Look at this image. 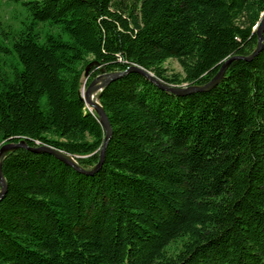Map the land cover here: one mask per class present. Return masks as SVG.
I'll return each instance as SVG.
<instances>
[{
    "label": "trees",
    "instance_id": "trees-1",
    "mask_svg": "<svg viewBox=\"0 0 264 264\" xmlns=\"http://www.w3.org/2000/svg\"><path fill=\"white\" fill-rule=\"evenodd\" d=\"M264 0H0V264H264ZM175 59L180 71L165 63ZM2 189L0 183V190Z\"/></svg>",
    "mask_w": 264,
    "mask_h": 264
},
{
    "label": "water",
    "instance_id": "water-1",
    "mask_svg": "<svg viewBox=\"0 0 264 264\" xmlns=\"http://www.w3.org/2000/svg\"><path fill=\"white\" fill-rule=\"evenodd\" d=\"M256 27H257V33L259 35V44H258L257 48L255 49V51L249 57H252L262 47V43H263L262 31L264 28V13H263L262 19L260 20V22L257 24ZM231 59L232 58H230L226 62H224V64L222 65V67L219 70V72L217 73V75L211 81H209L207 84H204V85H179V86L170 85V84L164 82L163 80L159 79L150 70L145 69L144 67L139 66V65H135V64L129 66L127 69H125L123 71H118L115 73L98 76L87 86L85 93H83L85 101L87 102V104L89 106L93 107L97 111V113L100 117V120H101V122H102V124L106 130V137H105L103 146H102L101 151H100V160L97 162V164H95L92 167H84L81 164H79V162L76 160L75 156H73L71 154H66L63 151L58 150V149L51 147V146L41 145L39 147H30L23 140L20 142H6L3 145H1V147H0V183L2 186V189L0 190V198H1V196L4 193V190L6 188V180H5L3 173H2V170H1L2 161L8 152L13 151L14 149H16L18 147H28L32 150L43 149V150L49 151L50 153L54 154L56 157L62 159L66 163L74 166L77 170L82 171V172L93 173L94 171H96L97 169L100 168L102 161H103V158H104L105 147H106L107 141H108L110 134H111V131H112V127H111V124L109 122V119L107 117L105 110L103 109L102 105L100 104V102L98 100V95H99V92L112 79L120 77V76H122V75H124L130 71H137V72L147 76L150 80H152L155 84H157L162 89L169 91V92H172V93L185 94V93H189V92H193V91H203V90H208V89L212 88L220 80V78L222 77V75L225 71L226 65L228 64V62ZM99 78L101 80L99 82H97V80ZM93 95L96 96V100H94Z\"/></svg>",
    "mask_w": 264,
    "mask_h": 264
},
{
    "label": "rangeland",
    "instance_id": "rangeland-1",
    "mask_svg": "<svg viewBox=\"0 0 264 264\" xmlns=\"http://www.w3.org/2000/svg\"><path fill=\"white\" fill-rule=\"evenodd\" d=\"M165 66H167L169 72H172V71H180L181 70V67H180L179 63L175 59H169V60H167V62L165 63ZM100 80L101 79L99 78L97 80V82H99ZM86 88L87 87L83 86V92L84 93L86 91Z\"/></svg>",
    "mask_w": 264,
    "mask_h": 264
},
{
    "label": "bare ground",
    "instance_id": "bare-ground-1",
    "mask_svg": "<svg viewBox=\"0 0 264 264\" xmlns=\"http://www.w3.org/2000/svg\"><path fill=\"white\" fill-rule=\"evenodd\" d=\"M84 93V92H83ZM93 98H94V100H96V96L95 95H93Z\"/></svg>",
    "mask_w": 264,
    "mask_h": 264
}]
</instances>
